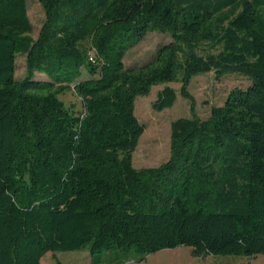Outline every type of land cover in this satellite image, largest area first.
<instances>
[{"label": "trees", "instance_id": "1", "mask_svg": "<svg viewBox=\"0 0 264 264\" xmlns=\"http://www.w3.org/2000/svg\"><path fill=\"white\" fill-rule=\"evenodd\" d=\"M26 1L44 11L36 40ZM152 33L170 41L126 68ZM209 73L250 85L206 120L174 121L168 161L134 169L135 100L180 84L192 110L189 83ZM70 88L79 116L58 99ZM176 96L165 87L153 110ZM180 247L193 258L264 255V0H0V264L84 251L91 264L140 262Z\"/></svg>", "mask_w": 264, "mask_h": 264}, {"label": "rangeland", "instance_id": "2", "mask_svg": "<svg viewBox=\"0 0 264 264\" xmlns=\"http://www.w3.org/2000/svg\"><path fill=\"white\" fill-rule=\"evenodd\" d=\"M26 12L28 21L32 27L31 38L36 40L41 27L45 21L42 6L37 1H26ZM168 36L152 33L124 57L123 64L126 68L141 66L147 63L153 56L158 46L169 42ZM84 49L90 53V45L85 43ZM26 59L18 55L15 60V80L22 81L26 76ZM82 80L89 79L87 73L81 71ZM36 80H43L41 75H35ZM250 82L239 74H229L217 79L213 73L198 76L191 79L188 86V93L193 101V109L179 94L180 84H168L154 87L146 97H138L134 102V116L144 128L143 135L139 139L138 146L132 156L133 168L136 170L156 168L166 163L170 155V126L178 119H188L193 115L201 120L209 117L211 108L223 105L229 93L235 89L245 90ZM169 87L176 92L174 105L167 110L156 112L152 105L157 95ZM58 99L74 115L79 116L83 111L82 102L72 89L65 90ZM119 255L118 264H264V255L255 258L245 257H213L205 256L193 258L190 249L180 247L174 250H162L156 254L146 256L138 261L139 256L134 253ZM88 252L73 253H48L41 260L40 264H91L97 261ZM106 264V263H104ZM115 264V263H112Z\"/></svg>", "mask_w": 264, "mask_h": 264}]
</instances>
